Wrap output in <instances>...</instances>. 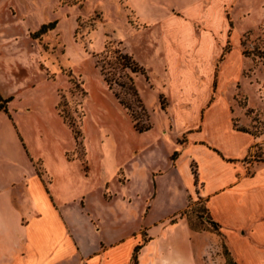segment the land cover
I'll return each instance as SVG.
<instances>
[{
	"label": "crops",
	"instance_id": "crops-1",
	"mask_svg": "<svg viewBox=\"0 0 264 264\" xmlns=\"http://www.w3.org/2000/svg\"><path fill=\"white\" fill-rule=\"evenodd\" d=\"M237 1L128 0L138 18L154 27L166 67L191 54L205 68L193 71L199 84L189 105L193 119L184 123L183 142L171 158L182 207L124 237L104 239L99 218L68 172L56 182L44 170L36 147L47 143L46 135L27 121L36 82L25 71L42 73L28 33L44 25L52 9L47 0H0V264H207L205 240L181 218L196 189L236 264H264L263 138L237 101L253 81L244 74L249 60L241 52L250 16L231 29L224 12ZM172 7L181 15L169 13ZM57 103L56 94L52 113L64 123ZM36 104L42 108L43 100ZM257 108L264 113V96ZM67 154L64 168L74 161Z\"/></svg>",
	"mask_w": 264,
	"mask_h": 264
},
{
	"label": "rangeland",
	"instance_id": "rangeland-1",
	"mask_svg": "<svg viewBox=\"0 0 264 264\" xmlns=\"http://www.w3.org/2000/svg\"><path fill=\"white\" fill-rule=\"evenodd\" d=\"M47 1L53 16L43 24L56 19L55 28L36 35L40 26L28 35L38 68L48 80L34 68L25 71L36 82L29 95L34 110L27 121L39 126L47 139L36 149L44 170L56 182L66 171L77 192L86 195L88 210L100 220V235L104 239L124 237L143 224L169 217L183 205L172 159L183 142L184 123L193 119L189 105L191 96L199 92L193 71L205 66L198 55L189 54L185 61L176 60L166 67L154 27L138 18L128 0ZM169 9V13L181 15L173 7ZM224 12L231 29L250 16L244 24L250 28L241 37V52L249 60V72L244 74L253 81L244 84L247 99L237 101L253 119L254 133L263 138L260 146L264 148V113L257 112L264 96V0H238L231 8L225 6ZM194 27L202 29L199 22ZM122 54L144 73H133V65L123 68L117 64L116 58ZM101 67L107 75L119 78L122 88L114 84L109 89ZM129 78L143 111L129 90ZM56 94V111L71 130L52 113ZM40 99L42 108L36 104ZM132 113L140 127L149 126L148 131L134 128ZM66 152L74 161L64 168ZM191 171L196 174L193 164ZM181 218L205 240L207 264L235 261L211 224L197 189L188 196Z\"/></svg>",
	"mask_w": 264,
	"mask_h": 264
},
{
	"label": "trees",
	"instance_id": "trees-1",
	"mask_svg": "<svg viewBox=\"0 0 264 264\" xmlns=\"http://www.w3.org/2000/svg\"><path fill=\"white\" fill-rule=\"evenodd\" d=\"M55 25H56V22H50L48 24L42 25L40 27V29L38 30V32L36 33V35H39V34L47 32L48 30L54 29ZM116 59H117V64H120L121 66H123V68H130V65H133V68L131 69L133 73H138V72L144 73V70L142 68L138 67L136 64H134L133 61L130 59V57L127 56L126 54H122V56L120 55ZM100 71H101V74L103 76L104 82L107 84L109 89H111L114 84H116V85H118V86H120L122 88V82L119 80V78H114L112 76V74L110 75V73H108L109 75L104 73L103 67H101ZM129 83H130L129 90L131 91L132 95L135 97V100L137 101V103L139 105V108L143 111V109L141 108L140 101L138 100L137 92H136V89H135V87L133 85V82H132L131 78H129ZM115 97L119 101V103L124 106V104L122 102V99L120 98L119 94L115 93ZM124 107H126V106H124ZM2 108H3V105L0 104V109H2ZM130 115H131L132 122L134 123V128L138 132H145V131L149 130V126H145V127H140L139 126L138 120L136 119V117L134 116L133 113L130 114ZM211 224L214 227H216V224L214 222L211 221ZM137 250H138V247L135 248L134 253L137 252ZM225 264H236V262L233 261V260H231V261L230 260H226Z\"/></svg>",
	"mask_w": 264,
	"mask_h": 264
}]
</instances>
